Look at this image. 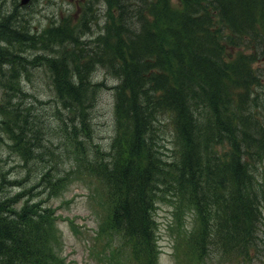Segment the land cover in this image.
Masks as SVG:
<instances>
[{"label":"trees","instance_id":"16d2710c","mask_svg":"<svg viewBox=\"0 0 264 264\" xmlns=\"http://www.w3.org/2000/svg\"><path fill=\"white\" fill-rule=\"evenodd\" d=\"M106 1L117 8L119 21L108 23L104 43L92 48L91 55L74 52L81 82L72 83L67 67L56 61L51 83L58 80L57 103L82 124L81 129L72 126V138L78 142L91 118L88 107L95 103L91 65L118 75L110 149L100 153L101 159H87L84 164L88 176L100 183L98 200L107 209V230L127 239L138 262L157 264L154 208L160 185L176 186L188 202L191 198L184 192L202 197L205 189L212 188L219 196L214 194L209 206L197 201L201 220L187 242L188 254L199 261L210 240L209 248L228 260L247 258L254 230L264 221V172L255 171L257 162H264V114L251 111L255 105L251 90L264 84L261 69L254 66L264 60V0H180L179 7L170 0H135L131 6L137 21L123 10L124 0ZM66 25L47 29L52 44L64 40L58 34L73 31ZM22 33L6 34L0 25L6 47L25 43ZM49 40L45 33L40 38L34 35L31 42L45 47L51 45ZM225 41L238 49L252 45L255 51L233 56L226 52ZM7 61L8 75L0 63V80L6 78L0 86L5 89L16 82L21 68L20 61ZM23 80L18 83L20 92ZM5 94L0 137L4 134L11 140L17 153L30 154L27 163L34 156L42 158L41 148H47L45 153L53 159L55 152L41 138L34 105L14 101L11 92ZM163 114L169 117L178 146L179 158L172 162L163 158L158 143L156 124ZM224 139L229 142L225 154L217 148ZM59 170L54 163L40 176L49 191L62 186L50 181ZM18 201L9 194L0 197V264H54L58 241L54 211L39 202L19 206Z\"/></svg>","mask_w":264,"mask_h":264},{"label":"rangeland","instance_id":"374dc122","mask_svg":"<svg viewBox=\"0 0 264 264\" xmlns=\"http://www.w3.org/2000/svg\"><path fill=\"white\" fill-rule=\"evenodd\" d=\"M21 1L26 3L28 0ZM16 2L20 5V0H16ZM170 2L173 6H181L179 0H170ZM25 5L22 8L17 6L16 9L18 15L26 16L25 22L27 21V24L32 28L33 35L40 38L41 34L46 33L51 39L52 37L47 31L48 28L68 24L73 28V31L69 33L66 30V32L74 34L80 39V45L89 42L102 45L108 23L116 22L118 17L117 8L113 5L109 6L106 0H30ZM10 8L11 5H8L4 9V13H8ZM18 15L9 13L1 16L0 25L6 34L13 35L16 31L22 30L20 26H15L19 25ZM8 16H10V20L6 19ZM129 23L131 24L130 19ZM22 34L25 41L31 39L24 32ZM4 36V34H0V48H9L14 51L27 49L26 42L19 48H13L10 44L6 47L7 40L3 38ZM13 44L18 45L17 42ZM224 45L226 52L233 56L238 54V51H246V47L233 48L226 41ZM35 48L38 51L45 50L41 42ZM8 57L13 63L19 64V58L15 59V54L12 52L8 53ZM254 66L262 69V74H264L263 62L258 61ZM51 75L49 70L40 68L33 76L30 75L28 79L24 78L22 81L24 88L32 89L33 92L40 90L41 97L45 100L52 98ZM89 76L90 84L93 87L95 84L96 88L95 103L92 107H88L91 118L87 119V129H85V133H82V136L77 138L78 142L72 138L73 124L77 125L78 129L82 128V124L79 125L77 120L78 116L72 118L68 109L58 103H53L52 108L42 111V113H46L44 116L46 122L43 128L40 127L43 143L55 152V155L52 156L53 159L50 158V154L45 153L47 148H41L42 158L34 156L35 158L27 163V156H31L30 154L20 156V153L11 147V140L4 134L0 137V181L2 182L0 197L2 194H9L18 197L20 203L27 202V198L30 203L36 201L42 206H50L51 210L56 211L57 223L62 234L59 246V258L62 264H118L110 256H116V251L114 252L111 246H106L104 249V245L108 244L106 243L107 239L98 234V227L103 223V205L99 204L98 199L101 198L97 188L100 183L87 175L84 165L87 159H98L101 156L100 153H105L110 149L114 134V86L117 80L98 65L90 71ZM251 91L255 100L251 111L254 115L261 116L264 114V101H259L264 99V84L254 86ZM2 96L0 88V98ZM90 102L91 100L87 105ZM244 104L241 103L242 106ZM2 117L4 114L0 110V119ZM159 118L161 121L156 124V132L158 143L161 145L160 150L163 158L172 162L179 158L178 146L169 125L168 115H159ZM76 131L81 134V131L77 129ZM228 146L229 142L224 139L223 144L217 148L220 153L225 154ZM54 163L55 167L60 170L51 174L54 176L50 181H58L62 184L56 190L57 192L49 191L47 181L40 180V176H44ZM255 168L258 175H261L264 172L263 160L257 162ZM166 197L160 199L156 204L155 217L159 228L157 264H190L191 257L188 254L185 238L193 229L197 228L196 213L189 210L182 222H177L173 214L175 208L166 201L168 200ZM71 219L73 223H70ZM260 223L252 235L253 244L248 250L247 261L227 262L220 253L211 252L209 254L211 258L203 259L206 261L196 264H264V222ZM72 224L77 226L74 227ZM111 234L115 235V241L113 239L111 245L118 247L122 252L118 259L119 264H134L126 240L116 233L111 232Z\"/></svg>","mask_w":264,"mask_h":264},{"label":"bare ground","instance_id":"6f19581e","mask_svg":"<svg viewBox=\"0 0 264 264\" xmlns=\"http://www.w3.org/2000/svg\"><path fill=\"white\" fill-rule=\"evenodd\" d=\"M133 1L135 0H124V2L121 3V6L123 10H125V12L128 11L129 18H133L135 21H137L136 16L138 15L136 13V10L133 8V5L131 6L132 4L131 2ZM8 5H11V8L8 13H4V9H6ZM108 5L110 6L109 1H108ZM17 6L22 8L23 6L25 7L26 5L23 2H20V5H18L16 0H0V16L9 14V13H16L18 15L19 13H18V10L16 9ZM18 16H19V26L22 27L23 32L26 35H29L31 39L29 41H25L26 47H27L26 50L19 49L18 51H14L9 48L5 49L4 51L0 50V63L4 62V68L5 70H7V75H8V67H9V64L7 61V58H9L8 52H12L15 55H17L20 60V64H21L19 65V67H21L19 70V76L16 78V82H15L17 84H15L14 82L13 83L11 82L8 84V86L6 85V89L3 87V85L0 86V88L2 87V94L3 93L5 94L6 91L11 92V95H14L13 96L14 101L18 103L23 102L26 106H27V103L33 104L34 105L33 110H34V114L37 120L40 118L39 127L43 128L46 122V118H44L46 113L44 112L42 113V111H44V109L46 108H50V107L52 108L53 103H57L60 101V97L58 93L55 92V86H58V80H56L53 84V89L51 93L52 98L45 100L41 97L42 93L40 90H36L35 92H33L32 89L27 90V88H24V90L20 92L21 89L17 87L19 85L18 83L20 82L21 77L28 78L27 76H30V75L33 76L37 72V70L40 68H45L49 70V72L51 73L52 71L55 72L52 64H54L56 61L58 62L62 61V64H64L67 67V71L71 74L72 83L79 84L81 82V78L80 76L76 74L77 72L74 67V62L78 61L79 59L78 57H75L74 52L77 51L80 54L84 52L82 54L83 57L88 54L91 55V53H93V50H94V49L92 50V48H95L96 44L94 42H93L94 44L89 42V43L80 45V42H81L80 39H78L74 34H72V38H71L69 36V33L67 32V34L66 33L58 34L61 38L64 39L63 41L55 42L52 44V41L50 39L48 41V44H51V45L45 46L43 48L45 49L44 51H38L35 48L36 46L33 44V42H31L34 35L32 32V28L29 26V24H27V21L25 22V20H27L26 16L25 17H22L20 15ZM6 37L8 39H11L8 36ZM14 41H17V40H14ZM23 44L24 43L18 44L17 46L14 45L12 47L19 48ZM96 67H97V64L94 65L93 67L91 65L90 70H94ZM107 71L110 73L111 76L116 78L117 80L116 84L118 85L120 83L118 82V77H117L118 75L114 71H111V70H107ZM54 79H56V76ZM5 80L6 78H2V80H0V84L2 83L5 84L4 82ZM12 86L13 87L15 86V88H13ZM11 87L12 89H10ZM0 103L4 105L6 103V100L3 99V96L0 98Z\"/></svg>","mask_w":264,"mask_h":264},{"label":"water","instance_id":"95a60500","mask_svg":"<svg viewBox=\"0 0 264 264\" xmlns=\"http://www.w3.org/2000/svg\"><path fill=\"white\" fill-rule=\"evenodd\" d=\"M24 3V2H23Z\"/></svg>","mask_w":264,"mask_h":264}]
</instances>
